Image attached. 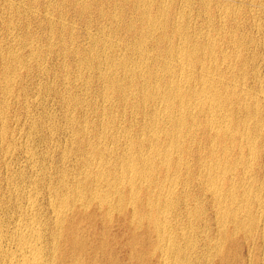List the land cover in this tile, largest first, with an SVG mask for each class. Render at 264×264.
Listing matches in <instances>:
<instances>
[{
	"label": "bare ground",
	"instance_id": "bare-ground-1",
	"mask_svg": "<svg viewBox=\"0 0 264 264\" xmlns=\"http://www.w3.org/2000/svg\"><path fill=\"white\" fill-rule=\"evenodd\" d=\"M75 1L109 25L81 48L56 8L44 49L0 39V264H264V0Z\"/></svg>",
	"mask_w": 264,
	"mask_h": 264
},
{
	"label": "rangeland",
	"instance_id": "rangeland-1",
	"mask_svg": "<svg viewBox=\"0 0 264 264\" xmlns=\"http://www.w3.org/2000/svg\"><path fill=\"white\" fill-rule=\"evenodd\" d=\"M12 1V3H13V0H11ZM16 1H19V3L18 2H16ZM21 1V2H20ZM51 2V4H49L50 2ZM62 1V2H61ZM80 1V0H79ZM42 2V3H41ZM45 2V3H44ZM49 2V3H48ZM56 2V3H55ZM61 2V3H60ZM75 2H78V0H76ZM75 2H73V4H75ZM18 3V4H17ZM17 4V5H16ZM30 6H29V5ZM48 4V7L46 6ZM55 4H57V5H55ZM18 6V8L16 7V6ZM20 5V6H19ZM26 5H28V6H26ZM33 5V6H32ZM39 5V6H38ZM54 5V6H53ZM60 5V6H59ZM67 2H65V0H54V2H53V0H37V2H34V1H32V0H24V1H22V0H14V6L12 7V8H10V7H8V4H7V2H6V0H0V39H1V42H4V43H8V40H9V35H8V32H9V30H11V32L12 33H14L15 35L17 34L18 35V37H17V39L18 40H20L21 42H24V41H31V42H34L35 43V45H38L37 46V48L40 50H42V49H44L46 46H47V44L49 43V36L47 35V34H49L48 33V31H49V22L45 19V17H44V15L42 16V14H45V13H43V12H47V10L46 9H52V8H56L57 10H58V12H54L53 13V18H52V20L54 21V23L53 24H56L58 21H60V20H62L61 22L63 23L64 22V24H66V28L69 30L70 28V32H72L75 36L76 35H78V36H76L77 37V41L79 42V47L81 48L82 47V44H83V41H84V43H85V37H86V35H87V33H93V34H95V32H97L98 33V30L101 28V29H104L105 27V30H107L108 29V27H109V25H108V22L107 21H101V22H99L100 24L98 25V23H96V22H93L92 24H89V25H84L85 23L82 21V20H80L79 19V17L76 15V13L74 12V6H72V5H70V4H68L67 6ZM25 6V7H24ZM34 7V8H33ZM46 7V8H45ZM9 8V9H8ZM25 8L26 9H29L28 11L26 10L25 11ZM40 8V9H39ZM72 8H73V10H72ZM24 9V10H23ZM34 9V10H33ZM36 9V10H35ZM60 9H63V10H60ZM4 10V11H3ZM34 11V13L33 14H31V11ZM59 10H60V14H59ZM16 11V12H15ZM20 11V12H19ZM40 11V12H39ZM50 11V10H49ZM3 12V13H2ZM37 12V13H36ZM65 12V13H64ZM11 13V14H10ZM17 13V14H16ZM18 13H20V14H18ZM23 13V14H22ZM2 14V15H1ZM9 14V15H8ZM14 14V15H13ZM63 14H65V15H63ZM23 15V16H22ZM36 15V16H35ZM128 15V14H127ZM7 16V17H6ZM26 16V17H25ZM60 16V17H59ZM92 16H94V14L92 15ZM24 17V18H23ZM29 17H30V19H29ZM38 17V18H37ZM75 19H74V18ZM95 17V16H94ZM5 18V19H4ZM13 20H12V19ZM44 20H43V19ZM59 18H62V19H59ZM64 18V19H63ZM66 18V19H65ZM78 18V19H77ZM16 19H18V20H16ZM22 19V20H21ZM27 19V20H26ZM29 19V20H28ZM35 19V20H34ZM41 21H40V20ZM10 20V21H9ZM20 20H21V23H19L20 22ZM74 20V21H73ZM76 20V21H75ZM7 21H9L10 23H8ZM29 21V22H28ZM72 21H73V23H72ZM15 22H18V23H15ZM65 22H67V23H65ZM81 22V23H80ZM104 22V23H103ZM107 22V23H106ZM28 23V24H27ZM38 23V24H37ZM39 23H40V25H39ZM71 23V24H70ZM75 23V24H74ZM102 23V24H101ZM10 24V26H8ZM18 24V25H17ZM28 25V26H27ZM71 25V26H70ZM72 25H74V27L72 26ZM97 25V26H96ZM12 26H15V27H12ZM26 26V27H25ZM77 26V27H76ZM108 26V27H107ZM47 27V28H46ZM73 27V28H72ZM99 27V28H98ZM104 27V28H103ZM7 28H9V29H7ZM90 29V30H88V29ZM16 29V30H15ZM18 29V30H17ZM22 31H21V30ZM84 29H86V30H84ZM98 29V30H97ZM84 30V31H83ZM88 31V32H87ZM95 31V32H94ZM11 32H9V33H11ZM18 32H20L19 34H18ZM45 33H46V35H45ZM84 34V35H83ZM48 38H47V37ZM81 36H82V39L80 40V38H81ZM7 37V38H6ZM55 37H57V35L55 36ZM7 40H6V39ZM84 38V39H83ZM30 39V40H29ZM23 40V41H22ZM49 40V41H48ZM56 40V41H55ZM58 40L56 39V38H53V40H52V43L53 44H55L56 42H57ZM38 42V43H37ZM55 42V43H54ZM40 43V44H39ZM47 43V44H46ZM80 43H81V46H80ZM40 46V47H39ZM42 47V48H41ZM44 47V48H43ZM24 48V47H23ZM17 53L18 54H25L26 53V51H24V50H22V49H18V51H17ZM51 58V59H50ZM58 60H57V59ZM45 59H47V60H45ZM50 59V60H49ZM49 60V61H48ZM44 61H45V63L48 65L47 67V70H46V72H45V74L43 75V77L41 76V75H39L38 76V80H36V78H34L35 80H36V83L38 82H45V81H48V84L49 85H52L53 87H54V89H55V92H50V93H48V92H46V90H45V88H43L42 90H44L43 91V95H45L44 96V98L42 99H40L41 100V103L40 104H37L36 106H34L33 108H31V110H30V112H31V114H32V116L34 115L35 117H37V113H38V117L39 116H44V115H49V114H51V115H56V120H58V124L60 125V123L62 124L63 123V120L61 119V112H62V108H61V104H60V102H59V100H60V97H55L53 94H56V96H60L59 94H60V92H59V90H61V82L63 81V77L60 75L61 74V72L63 73V71H62V69L60 68V66H61V64H63V61H61L60 60V57L59 56H56L55 54H52L51 55V57H45L44 58ZM65 62V64H66V68H68V70H71V71H73L74 70V66H73V62L71 61V60H66V61H64ZM261 63V62H260ZM69 64V65H68ZM69 66V67H68ZM0 68H1V66H0ZM72 68V69H71ZM1 70V69H0ZM59 70V72H56V71H58ZM67 70V71H68ZM49 71V72H48ZM51 75V76H50ZM56 75H57V77H56ZM44 76H45V78H44ZM59 76V77H58ZM42 78V79H41ZM52 78H56L54 81H53V79ZM40 80V81H39ZM58 80V81H57ZM32 81V80H31ZM31 81H27V83L26 82H24L25 83V89H28L29 90V92H30V90H32L33 89V85L31 84ZM41 82H40V84H41ZM29 83V84H28ZM35 88H37V85H35V87H34V89ZM96 89H97V87H96ZM95 90V89H94ZM33 91V90H32ZM76 93V95L77 94H80L81 92H79V91H76V90H74ZM45 93H48L47 95L45 94ZM30 95V94H29ZM93 97V99H92V97ZM95 97V98H94ZM56 98V99H55ZM58 98V99H57ZM89 98H91L90 100H91V102H94L95 101V99H96V101H98V97L97 96H93L92 94L89 96ZM57 100V101H56ZM24 101V100H23ZM60 104V105H59ZM21 107V108H20ZM16 109V111H15V109ZM21 110H22V106H13L12 107V105L10 106V108H9V115H15L16 117H17V119H19V125H15V124H13V125H15L16 127H12L13 125H10V123H9V121H8V123H7V125L10 127H8L7 129H6V131L7 132H10V130L12 131L13 130V128L14 129H16L17 131H19V130H21V129H23V128H21V126L23 127L24 126V128L26 129H23V131L24 132H26L27 131V129H28V127H27V125H29L28 123H25L24 125H23V116H22V112H21ZM34 112V114H33V112ZM37 111V112H36ZM39 112H41L40 114H39ZM43 112H44V114H43ZM47 112V113H46ZM60 112V113H59ZM15 113V114H14ZM16 114H18V115H16ZM12 115V116H13ZM33 116V117H34ZM42 116V117H43ZM34 117V118H35ZM22 123V124H21ZM12 128V129H11ZM19 129V130H18ZM59 136H61V137H59ZM59 136H58V139H60V141L58 140H56L57 138L55 137L54 139H55V143H57V144H59L58 146H59V148H63L64 147V145L66 144V139H65V137H63L61 134H59ZM63 140V141H62ZM65 142V144H62V143H64ZM40 142L38 141V143H35V147H37V148H43L44 147V149H46L45 148V146H46V144H45V142H44V145H43V142H41L42 143V145H41V143L39 144ZM61 143V144H60ZM36 144H38V146L36 145ZM56 144V145H57ZM40 145H41V147H40ZM62 145V146H61ZM53 149H54V147H53ZM47 150V149H46ZM47 151H51V150H47ZM48 152V154H50V156L52 155V154H54V156L53 157H57L56 156V153L55 152H53V151H51V152H53V153H49ZM18 161L16 160V164L15 163H13V166L14 165H18L19 163H17ZM53 165H55L56 167L59 165V164H57V163H55L54 162V164ZM55 166H54V168H55ZM0 168H1V166H0ZM3 172V173H2ZM52 172H53V170H52ZM26 173V176H28L29 174L27 173V172H25ZM0 186H1V189H3L4 187H5V184H4V177H5V173H4V171H3V169L1 168L0 169ZM3 176V177H2ZM2 181H3V183H2ZM2 183V184H1ZM3 186V187H2ZM43 206H44V203H41ZM45 207V206H44ZM43 207V208H44Z\"/></svg>",
	"mask_w": 264,
	"mask_h": 264
}]
</instances>
